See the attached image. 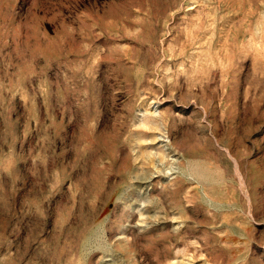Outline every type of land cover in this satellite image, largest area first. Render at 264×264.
Masks as SVG:
<instances>
[{
	"label": "rangeland",
	"instance_id": "obj_1",
	"mask_svg": "<svg viewBox=\"0 0 264 264\" xmlns=\"http://www.w3.org/2000/svg\"><path fill=\"white\" fill-rule=\"evenodd\" d=\"M0 264H264V0H0Z\"/></svg>",
	"mask_w": 264,
	"mask_h": 264
}]
</instances>
